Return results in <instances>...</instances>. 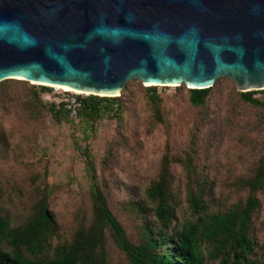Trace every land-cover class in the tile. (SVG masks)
<instances>
[{
	"label": "rangeland",
	"instance_id": "rangeland-1",
	"mask_svg": "<svg viewBox=\"0 0 264 264\" xmlns=\"http://www.w3.org/2000/svg\"><path fill=\"white\" fill-rule=\"evenodd\" d=\"M41 86L8 79L0 87V213L12 227L23 225L35 214L44 192H50L48 204L56 232L49 255L59 243L72 242L93 221L88 153L111 208L135 245L143 243L146 216L150 213L148 219L154 220L151 209L139 210L153 206L145 203L146 190L159 177L165 157L177 199L175 224L195 220L187 189L191 183L196 189L198 180L208 182L211 214L246 202L248 190L242 180L255 173L264 156V107L244 102L230 78L217 81L205 106L192 104L191 89L184 84L156 86L161 120L153 113L149 86L133 80L120 97L122 119L103 118L88 131L80 118L58 122L49 110L51 103L72 91H56L50 85L52 90L43 92ZM255 97L262 99L264 94ZM257 196L260 205L249 232L256 243L252 257L263 262L264 190ZM105 242L109 264H131L109 229Z\"/></svg>",
	"mask_w": 264,
	"mask_h": 264
},
{
	"label": "water",
	"instance_id": "water-1",
	"mask_svg": "<svg viewBox=\"0 0 264 264\" xmlns=\"http://www.w3.org/2000/svg\"><path fill=\"white\" fill-rule=\"evenodd\" d=\"M264 89V0H0V83Z\"/></svg>",
	"mask_w": 264,
	"mask_h": 264
},
{
	"label": "trees",
	"instance_id": "trees-1",
	"mask_svg": "<svg viewBox=\"0 0 264 264\" xmlns=\"http://www.w3.org/2000/svg\"><path fill=\"white\" fill-rule=\"evenodd\" d=\"M3 85L5 81L0 83V87ZM41 88L43 92L52 90L50 86L42 85ZM148 90L153 113L161 120V97L156 86H149ZM211 90L212 87L191 93L192 104L205 106ZM259 92L264 94V89L241 92L240 98L246 103L264 107V98L255 97ZM121 96H80L79 118L85 129L88 131L103 118L122 119ZM64 98L49 105L58 122L70 120ZM87 131L85 137L88 138ZM86 171L93 201L91 225L82 227L72 242L59 243L53 255H49L47 250L56 232V224L48 204L50 192H44L35 214L23 225L12 227L10 219L0 213V264H109L105 250L108 229L131 264H210L209 257L220 259L219 264H264V261L252 257L256 243L249 232L253 214L260 205L257 194L264 190V156L255 173L242 180V186L248 190L243 205L211 214L208 211V182L198 180L194 182L196 189L193 183L187 189L189 208L195 220L186 219L178 224H175L177 199L171 188L169 159L165 157L159 177L146 190L145 203L153 206L139 210L148 213L151 209L154 219H148L150 213L146 216L143 243L140 245H135L127 237L124 226L111 208L90 153L87 154ZM204 244L209 245L206 250L203 249Z\"/></svg>",
	"mask_w": 264,
	"mask_h": 264
},
{
	"label": "built area",
	"instance_id": "built-area-1",
	"mask_svg": "<svg viewBox=\"0 0 264 264\" xmlns=\"http://www.w3.org/2000/svg\"><path fill=\"white\" fill-rule=\"evenodd\" d=\"M54 88L56 91L61 89L57 86ZM63 100L65 101L66 107L70 112L71 119L77 120L79 118V110L82 107V100L79 96V93L70 92V94L68 93Z\"/></svg>",
	"mask_w": 264,
	"mask_h": 264
},
{
	"label": "bare ground",
	"instance_id": "bare-ground-1",
	"mask_svg": "<svg viewBox=\"0 0 264 264\" xmlns=\"http://www.w3.org/2000/svg\"><path fill=\"white\" fill-rule=\"evenodd\" d=\"M46 85H51V84H46ZM52 86H57L59 88H62L63 90L65 91H72V92H79V93H83L82 91H78V90H75V89H71V88H68V87H64V86H58V85H52ZM84 93H87V92H84Z\"/></svg>",
	"mask_w": 264,
	"mask_h": 264
}]
</instances>
